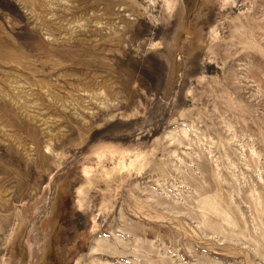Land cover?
<instances>
[{
  "label": "rangeland",
  "instance_id": "obj_1",
  "mask_svg": "<svg viewBox=\"0 0 264 264\" xmlns=\"http://www.w3.org/2000/svg\"><path fill=\"white\" fill-rule=\"evenodd\" d=\"M0 264H264V0H0Z\"/></svg>",
  "mask_w": 264,
  "mask_h": 264
},
{
  "label": "bare ground",
  "instance_id": "obj_2",
  "mask_svg": "<svg viewBox=\"0 0 264 264\" xmlns=\"http://www.w3.org/2000/svg\"><path fill=\"white\" fill-rule=\"evenodd\" d=\"M15 55V54H14Z\"/></svg>",
  "mask_w": 264,
  "mask_h": 264
}]
</instances>
